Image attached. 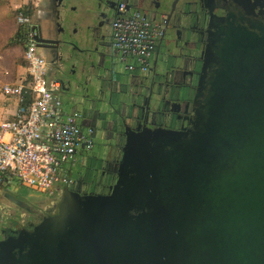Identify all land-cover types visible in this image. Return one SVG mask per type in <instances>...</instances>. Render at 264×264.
I'll list each match as a JSON object with an SVG mask.
<instances>
[{"label": "water", "instance_id": "1", "mask_svg": "<svg viewBox=\"0 0 264 264\" xmlns=\"http://www.w3.org/2000/svg\"><path fill=\"white\" fill-rule=\"evenodd\" d=\"M36 39L49 41L39 30ZM243 46L217 53L189 128L128 131L109 194L76 193L69 169L59 211L0 236V264H264V43Z\"/></svg>", "mask_w": 264, "mask_h": 264}, {"label": "flooded vegetation", "instance_id": "2", "mask_svg": "<svg viewBox=\"0 0 264 264\" xmlns=\"http://www.w3.org/2000/svg\"><path fill=\"white\" fill-rule=\"evenodd\" d=\"M43 1L35 6L34 21L49 41L40 48L48 54L49 69L55 70L60 83L56 93L68 90L75 96L71 104L62 95V108L81 113L83 133L92 140L90 148L77 152L81 163L76 174L71 173L69 186L81 196L111 192L121 170L128 131H183L192 125L210 94L219 67L217 53L229 52L237 43H264V0H95L97 23L78 52L62 36L60 18L67 0ZM134 10L161 26V37L145 70L133 57L122 59L113 46L114 20L122 11ZM45 18L56 25L55 31H42L39 23ZM102 44L109 46L112 59L99 57ZM206 61L208 84L202 93ZM66 184L50 195L48 203L17 195L22 200L19 205L6 194V210L16 216L18 226L2 230L1 238L15 230H34L54 216Z\"/></svg>", "mask_w": 264, "mask_h": 264}, {"label": "built area", "instance_id": "3", "mask_svg": "<svg viewBox=\"0 0 264 264\" xmlns=\"http://www.w3.org/2000/svg\"><path fill=\"white\" fill-rule=\"evenodd\" d=\"M17 22L14 40L23 46L28 78L18 83L0 78V94L20 102L16 116L1 123V132L10 138L0 137V188L17 182L53 195L60 183L68 182L66 163L81 148H90L92 140L83 133L78 110L65 114L56 93L60 83L48 79L49 63L36 39L34 15L21 10ZM160 37V24L135 10L122 11L113 22L114 48L144 70Z\"/></svg>", "mask_w": 264, "mask_h": 264}, {"label": "rangeland", "instance_id": "4", "mask_svg": "<svg viewBox=\"0 0 264 264\" xmlns=\"http://www.w3.org/2000/svg\"><path fill=\"white\" fill-rule=\"evenodd\" d=\"M26 2L33 4L34 10L36 9L37 2L43 4V0H0V24L2 29L6 33L13 31V28H17L16 14L17 9L24 5ZM50 8L44 5V10L49 11ZM98 7L95 0H67L66 6L62 8L60 23L63 27L62 36L65 40H68L74 48H77L79 52L82 50L83 42L88 38L91 29L97 23ZM39 26L44 33L49 31H55L56 25L50 18L40 20ZM17 31V30H16ZM41 51L47 56L45 50L40 48ZM48 57V56H47ZM122 70H126V63L120 62ZM57 78L54 69H49L48 79L54 80ZM76 157V164L72 162V159ZM66 163L68 169L73 174H76V168L81 163V155L76 154ZM78 161V163H77ZM75 164V165H74ZM59 186H64V183H60ZM18 190L15 187L10 188L13 193L20 196L36 198L43 203H48L51 200V196L48 193L38 192L26 185H17ZM5 195L0 197V232L7 229V227H17L18 219L16 216H9L7 212Z\"/></svg>", "mask_w": 264, "mask_h": 264}, {"label": "crops", "instance_id": "5", "mask_svg": "<svg viewBox=\"0 0 264 264\" xmlns=\"http://www.w3.org/2000/svg\"><path fill=\"white\" fill-rule=\"evenodd\" d=\"M35 4L37 5L38 2ZM15 31L16 28L14 27L13 31L6 33L0 24V78L9 83L20 82L28 73L23 46L14 40ZM19 105L20 102L16 97L0 94V137L2 136L5 140L9 139L10 135H3L1 123L7 119L14 118ZM64 111L65 114H69L75 110L65 109ZM17 185L18 183L14 182L16 190H18ZM10 188L9 186L0 188V197L11 191Z\"/></svg>", "mask_w": 264, "mask_h": 264}, {"label": "trees", "instance_id": "6", "mask_svg": "<svg viewBox=\"0 0 264 264\" xmlns=\"http://www.w3.org/2000/svg\"><path fill=\"white\" fill-rule=\"evenodd\" d=\"M32 5H33V4H31L30 2H29V3H25L24 5L20 6V7L17 9V14L22 10V11H24L25 13H27L28 15L33 16L35 10H34V7H33ZM17 14H16V23H17V25H16V26H17L16 30L18 31V29H19V25H18V22H17ZM17 31H15V34H16ZM25 78L27 79V78H28V75H26Z\"/></svg>", "mask_w": 264, "mask_h": 264}]
</instances>
